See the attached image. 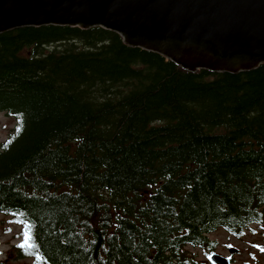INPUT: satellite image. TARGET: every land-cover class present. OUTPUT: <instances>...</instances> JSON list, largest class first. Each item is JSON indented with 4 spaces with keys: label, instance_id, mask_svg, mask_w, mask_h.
I'll return each instance as SVG.
<instances>
[{
    "label": "trees",
    "instance_id": "obj_1",
    "mask_svg": "<svg viewBox=\"0 0 264 264\" xmlns=\"http://www.w3.org/2000/svg\"><path fill=\"white\" fill-rule=\"evenodd\" d=\"M0 111L20 256L182 264L184 245L264 220V63L191 72L102 27L25 26L0 33Z\"/></svg>",
    "mask_w": 264,
    "mask_h": 264
},
{
    "label": "water",
    "instance_id": "obj_2",
    "mask_svg": "<svg viewBox=\"0 0 264 264\" xmlns=\"http://www.w3.org/2000/svg\"><path fill=\"white\" fill-rule=\"evenodd\" d=\"M41 25L105 27L190 71L264 62V0H0V32Z\"/></svg>",
    "mask_w": 264,
    "mask_h": 264
},
{
    "label": "rangeland",
    "instance_id": "obj_3",
    "mask_svg": "<svg viewBox=\"0 0 264 264\" xmlns=\"http://www.w3.org/2000/svg\"><path fill=\"white\" fill-rule=\"evenodd\" d=\"M15 125L14 118L5 112H0V142L3 141ZM11 229L10 232L5 231ZM21 227L9 221V216L0 213V258L4 264H31L30 258H17L11 250L13 244L17 243L18 232ZM209 238L215 241L213 249H205L192 245H186L183 248V256L187 264H212L210 255L218 252L224 255L232 256L233 264H264V222L252 225L241 237L229 235L223 229H217L210 233ZM259 245L260 248L255 247ZM234 246L237 253L229 254L228 248Z\"/></svg>",
    "mask_w": 264,
    "mask_h": 264
},
{
    "label": "snow or ice",
    "instance_id": "obj_4",
    "mask_svg": "<svg viewBox=\"0 0 264 264\" xmlns=\"http://www.w3.org/2000/svg\"><path fill=\"white\" fill-rule=\"evenodd\" d=\"M5 231L10 232L11 229H6ZM25 236H26L28 239H30V237H28V234H27V233H25ZM27 246H30V245H28L26 242H23V243H20V244L17 245V247H20L21 249H23V248H25V247H27ZM255 247L260 248L259 245L255 246ZM260 250H261V251H264V248H260ZM185 264H187V262H185Z\"/></svg>",
    "mask_w": 264,
    "mask_h": 264
},
{
    "label": "bare ground",
    "instance_id": "obj_5",
    "mask_svg": "<svg viewBox=\"0 0 264 264\" xmlns=\"http://www.w3.org/2000/svg\"><path fill=\"white\" fill-rule=\"evenodd\" d=\"M59 26V25H58ZM25 27V26H24ZM102 28H104V29H107V28H105V27H102ZM1 33V32H0ZM110 117V116H109Z\"/></svg>",
    "mask_w": 264,
    "mask_h": 264
}]
</instances>
